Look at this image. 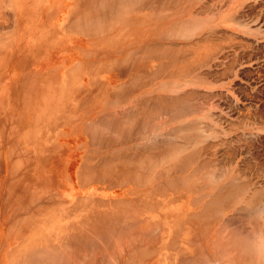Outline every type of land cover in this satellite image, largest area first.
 <instances>
[{"label": "bare ground", "instance_id": "6f19581e", "mask_svg": "<svg viewBox=\"0 0 264 264\" xmlns=\"http://www.w3.org/2000/svg\"><path fill=\"white\" fill-rule=\"evenodd\" d=\"M12 1L9 9L13 12L8 15L2 10V5H8L7 2L0 0V15L5 19L0 17V21L3 20L0 26L6 24L0 28L3 29L0 30V85L8 79L6 91L10 92L8 98L5 96L0 101V114L9 111L11 115L10 121L0 123V228L3 223L7 226L6 240L0 246V264H264V236L258 235L252 222L262 214L256 205L263 196V188L255 187L248 194L249 191H242L241 185L235 182L236 175L225 182V175L216 176L222 171L220 167L221 171L216 167L214 171V164L207 160L211 168L205 166L213 170L209 172L204 162H195L198 159L194 157L201 150L197 148L198 144L210 136L201 130V121L188 119L186 113L190 109L184 106L188 102L185 100L189 97L187 92L182 97L180 91L181 95L177 94L186 104L172 94V97L170 94L166 97L167 94L166 98L158 93L143 96L137 104L139 96L135 98L136 102L128 97L137 93L135 91L150 77L154 81L177 72L180 76L186 77V73L188 76L196 65L193 64V68L190 65L191 71L185 75H181L182 68L177 67L176 73L167 70L169 73L166 71L161 76L159 69L163 73L169 68H164V63L159 62L162 67L158 65V69L152 70L150 64L142 65L140 60L151 55L149 58L156 63L161 55H165L162 51L168 46L162 49L161 43L158 45L157 42L180 39L193 25V33H188L185 38L191 39L196 34L199 39L189 42L191 48L187 49L190 45L186 43L188 46L184 43L178 46L181 49L185 46L184 52L190 49L193 52L190 54L200 53L197 40L207 45L215 38V29L211 28L213 33L207 32L206 26L216 23L215 26L220 27L224 20L234 22L232 16L221 17L220 13L232 10L238 0H229L228 6L224 7V0L209 1L211 5L204 3L202 6L201 3L202 8L198 7L203 11L195 10V15H205L200 22L195 24L190 18L187 19L192 20L191 23L187 19L178 23L173 20L166 30L155 24L147 37L140 34V27L147 24L145 15L149 14L152 19L154 14H164L163 11L180 6L184 0H70L68 5L64 0ZM216 6L220 8L214 10ZM185 11L186 7L182 12ZM36 22L45 26L34 30ZM173 25H179L180 29ZM175 31L179 33L178 37L173 34ZM98 36L113 44L111 48L97 49L95 37ZM77 38L87 42L92 51L88 50L86 54L81 51L82 59L75 64L72 59L77 55H71L67 61L61 56L59 65L44 73L41 67L47 50L58 49L65 41L72 42ZM118 38L125 42L116 46L114 43L119 42ZM148 41L150 43H146ZM170 46L169 52H174L175 48L181 50L178 46ZM202 46L205 49V44ZM177 50L175 54L181 55L182 50L180 54ZM142 53L146 54V57L143 54L145 58ZM184 54L181 55L183 59ZM189 57L181 58V63L188 60L189 64V59L194 62ZM165 58L170 59L167 54ZM183 69L187 70L186 65ZM117 72L118 77L112 76ZM179 83L176 82L178 86L171 83L172 87L170 83H164L162 90L169 89L168 85L175 93L174 88L179 87ZM184 86L181 84L180 87ZM99 97L100 107L105 111L106 105H118L123 100L125 104L127 100V108L119 107L125 113L118 111L116 105L112 106L114 112L108 111L110 115L92 121L98 113L96 102ZM179 103L183 105L182 109L176 107ZM172 105L176 110L171 109ZM164 108L173 110L175 116L179 111L186 112V121H175L170 115L172 112L168 111V114ZM151 111H160L158 113L161 116L164 113L163 117L169 115L168 120L159 124L160 116L157 118L158 113ZM67 132L78 137L83 135L86 139L81 142L79 138V145L74 147L76 153L66 157L68 183H59L56 190L51 174L43 172V167L60 157L58 154L53 157L57 147L51 141L64 143L60 136ZM177 138H180L178 143L175 142ZM79 152V162L75 165ZM86 184L98 186L93 191L100 189V196L93 199L92 194L88 195L89 191L85 192L86 196H81V189ZM229 210H236L245 218L241 220L247 222L249 235L242 232L245 236H241L239 228L224 220L223 213ZM241 211L247 212L242 214ZM215 221L220 224L216 230L211 227ZM213 230L217 240L213 244V253H208L204 242Z\"/></svg>", "mask_w": 264, "mask_h": 264}, {"label": "rangeland", "instance_id": "374dc122", "mask_svg": "<svg viewBox=\"0 0 264 264\" xmlns=\"http://www.w3.org/2000/svg\"><path fill=\"white\" fill-rule=\"evenodd\" d=\"M9 1L7 2V0H4V2H7L8 5H6V3L3 4L2 10H5L6 14L8 13V15H11V13L13 11L11 12V9H9V7L12 8L10 5H11V2L13 3V1L12 0L10 2ZM187 1L186 0L181 1L183 3L180 4V6H178V7L169 8L172 10L166 9L165 11H167V12L163 11L164 14H160V15L154 14V18H152V19H151V16L149 14L145 15L147 17L145 19L147 24H144V25H142V27H140V34H142L143 37H147L149 35L148 33H151V31L154 30V28L151 26H155V24H156V26L162 25L161 29L163 30V28H165V30H166V29L170 28L171 24L174 21L177 23L182 22V21L184 22L187 18L193 19V21L195 20L194 23L196 24V23L200 22V19L205 17V15L202 14L201 12H199L201 14H199L197 12V14H199V15H195V12H196L195 10L199 8L198 6L201 7V3H202V6L205 5L204 3H206L207 5H211V2H209V1H212V0H187ZM216 1H218V0H216ZM228 1L229 0H224L222 7L228 6ZM208 2H209V4H208ZM213 2L214 1H212V3ZM187 4H188V6H186ZM189 5H190V7H189ZM5 6H6V8H5ZM184 6L186 7V11L182 12L185 8ZM201 8H199L198 10H202ZM218 8H220V7L216 6L213 9L215 10ZM179 9H180V11H179ZM190 9L193 11H191ZM231 9L232 10H229V11H226V10L221 11L220 16L221 17L222 16H232L234 22H232L230 20H224L227 22L223 21L222 24H219L220 27L217 25L215 26L216 23H213L214 25L213 24L211 25L213 27L206 26L205 29H207V32L210 30L213 33L212 30L213 29L216 30V31L214 30V36L216 39L214 38V40L207 42V43H210L207 45H206V42L199 43L197 40L198 45L200 44L199 45L200 53H197L196 51H194L197 53L196 55H195V53L190 54V53H193L192 51H190V49H189V52L183 51L184 47L188 46L186 44H189V42L192 43V42H194V40L196 42V39L197 38L199 39V35L197 36L196 34L191 39L185 38L188 33L189 34L193 33L192 31H193V29H195V28H193V26H194L193 22H192V25H193L192 29L190 30L191 26H189L190 28L187 26L188 27L187 29L189 30V32L188 33L182 32V34L183 33L184 34L187 33V34L184 36L181 35L182 37L179 36L180 39H178V38L177 39L171 38L168 40L167 39H163V40L160 39L161 41L157 42L158 45L161 43L159 46L162 49L164 47H166L167 45L168 46L166 48H164V49H166L167 52L162 51V53L165 55H161V57L159 56L160 58L158 59V61H156V63H154L151 60V58H149V56H151V55L147 54L148 57L145 58L146 57L145 53H147V52L142 53V57L145 59L140 60V63L141 64L142 63L150 64L152 66V70L158 69V68H156V66H158V65H159V67H162L161 64H159V62L162 64L164 63L163 64L164 68L169 67L166 70L164 69L163 73H162V69H159V70H161L160 75L165 74L164 72H166L167 70L169 72L175 70V73H176V70L179 71L178 70L179 68H182V71L180 69V73L181 72L183 73V74L181 73V75H185L186 72H189V70L191 71L190 65L192 67V65L194 64V65H196V67H194V68L192 67L194 70L192 69V71L189 73L188 76L186 73V77L180 76L179 72L174 74V71H173V73L171 72V74H174V75H170V73L167 71L166 73H169V74H165V77H164V75L163 76L161 75L162 77H158L160 75H159V72L156 70L157 72H155V73H158L156 77H158L159 79H157V80L155 79L153 81V80H151L153 78L150 77L151 79L148 78L149 81H147L148 79L145 76L147 79L145 81H147V82H144V83L149 85L148 83L150 81H152L151 84L147 87L146 86L144 87V85H143L144 83H143L142 84L143 86L140 85L141 88H139L135 91L137 93L128 95V97H130V98L132 97L133 100L135 98L137 99L138 96L141 97V98L138 97V102H136L137 100L135 99L134 102H136V104H137V103H140L143 96L147 97L150 95L149 97H151L154 94L156 96L158 93V94H160V97H164V98L168 97L169 94H170V96L172 94V96L175 95V97L177 96L179 98L180 96H178L177 94H180V92H181L182 95L181 94L180 95L182 97V96H186L185 94L187 92V96H189V97H186V98H188L189 100L185 98V100H187L188 102H187V105H184V106H187L186 109L188 108L190 110H187V113L184 112V110H183V112L186 113L189 120L191 119V121H193V120L194 121L195 120L201 121V124H200L202 127L201 130L203 132L207 131L206 133L209 134V136H210L206 140H203L201 142L202 144H200V143L198 144L197 148H199V149L201 148V150L198 149L199 150L198 152H200V153H198V155L196 153V155L198 157L195 155L196 158L194 157V159H198V161L196 160L195 162L196 163L197 162L199 163V161H201L200 163L204 162L205 163L204 166L205 165L211 166L210 164L212 163V165L214 164V167H212V169L214 171H215V169H214L215 167H216V169H219V170L221 168V170L224 172V174H222V171L220 170L221 172L219 171L220 173L218 175L216 174V176L218 178H221L222 176L219 177L220 175H225V177H226L225 182L230 181L231 180L230 177L231 176L235 177L234 175H236V177H238V178L235 177L236 178L235 182L239 183L241 185L242 191H244V192L248 193L249 190L252 192V190L255 189V187H256V189H258L257 188L258 186L260 187L259 190H262L261 187L263 188V190H262L263 196H261L259 203L256 205V206H258L257 207L258 211L260 210V213H262V214H258L259 215L258 216L259 221L253 220L252 222L257 227L258 235L262 234V236H264V214H263L264 213V194H263L264 193V185H263L264 184V0H238V2ZM5 11L4 12L2 11V12L5 13ZM168 11H170V12H168ZM0 12H1V10H0ZM192 13H194V15H192ZM164 15H166V17ZM193 16H195V17H193ZM0 17H2V16L0 15ZM44 18H45V16H43V20L45 21ZM190 19H187L188 23L189 22L191 23L192 20L190 21ZM0 22H3V20H1ZM12 22L13 21H11L10 24H12ZM169 23H171V24H169ZM231 23H233V24H231ZM35 24L33 27L34 30H36L38 27L45 26V24H41L39 22H36ZM182 24H179V25H182ZM5 25L2 24L0 26V28L2 26H5ZM174 25H173V27H175ZM179 25L176 27L179 28L180 27ZM167 26H168V28H167ZM181 28H182V31H184V30L186 31V29L183 30V27H181ZM211 28H213V29H211ZM0 30L2 31L3 29H0ZM5 30L7 31V29H5ZM177 32H179V30ZM175 33H176V31L173 32V34H175ZM177 34L179 35V33L175 34L178 37ZM128 35L130 36V33H128ZM101 38L103 40L104 37H99V36L95 37L97 49H107V48L110 49L113 44H111L109 41L108 42L105 40L102 41ZM194 38H196V39H194ZM79 40H83V39L79 38ZM141 40H143L142 37H141ZM118 41L120 43L117 42V43H114V45H116V46H118L119 44L122 45V43L125 42L124 40L122 41L120 38H118ZM143 42L144 41H142V43ZM173 42H175V43H173ZM60 43H62V41ZM146 43H150V42L148 41ZM179 43H180V46L184 45L186 43L185 46L183 47V49H181L180 46H178ZM202 43L205 44V46H206V47L204 46L205 49L202 48L203 47L202 45H204ZM98 45H99V47H98ZM169 45H171V46L173 45L175 47L178 46L182 50V52H181V50L178 51L175 48L174 52L171 51L174 54V55H172V53L168 51L170 49V48L168 49ZM196 45L197 44L195 43V46ZM57 46H61V45H57ZM191 46L192 45H190L189 47H186V48L187 49L191 48ZM81 47L86 48L84 50H88L86 45H82ZM193 47H194V43H193ZM61 49H54V47H52L49 50H47L46 54L44 55L45 58L42 62V67H41V69L44 73L47 69H49L51 67H56L59 65L61 57L58 59V61L52 62L50 60L51 58H50L49 54L50 55L52 54L51 56L61 55V53L59 51ZM187 49H185V50H187ZM89 50L92 51V49H90V48H89ZM170 50H172V48ZM173 50H174V47H173ZM176 50L178 51V54H180L179 52H181V55L185 53L183 55L184 59L182 58L181 55L175 54ZM159 51H161V49H159ZM213 51H214V53H213ZM168 52L171 55H169ZM210 52H212V53H210ZM86 53H84V54H86ZM143 54H145V57L143 56ZM166 54H167L168 58H170V59L165 58ZM188 54H190V55H188ZM198 54L200 55L199 56L200 58L198 57ZM202 55H204V56H202ZM119 56L120 55H118L117 57H119ZM185 56L187 58H190L189 56H191V58L193 59L194 62H192V60L189 59V64H187L188 60L186 61V63H184L185 61L181 63V60H180L181 58L183 60L187 59V58L185 59ZM179 57H180V59H179ZM175 58L178 59L177 62H176ZM194 59H196V60H194ZM161 60H163V61H161ZM165 61L168 63H166ZM172 61L176 62L177 64L173 63ZM179 62H180V64H179ZM126 65L129 66L128 64H126ZM171 65H173V66L171 67ZM181 65H182V67H181ZM185 65L187 67V70L185 69V71H183L184 70L183 68H185ZM177 67H179V68H177ZM118 74H119V72L112 73V76L115 77V75H116V77H118L119 76ZM143 74H144V72H143ZM167 75H169V78ZM175 75H178L179 77H174ZM181 77H183V78H181ZM187 78L189 80H190V78H192L191 81L197 82V83H191V81H188ZM180 80H181V82L184 80L183 83H181ZM194 80H196V81H194ZM186 81H188V82H186ZM176 82H177V84L180 82L179 83L180 86H181V84L182 85L184 84L186 86H184L185 88H182L179 86L180 90H179V87L174 88V86H173L174 90L176 89L175 93H173L172 88L170 89V87H172L171 83H174V85H177ZM2 83L0 85V101L2 98L7 96V93H6L7 92L6 91L7 86L6 85L9 84L8 79L6 80V83H4V84H2ZM164 83H166V84L170 83L169 84L170 87L165 84L169 89L162 90ZM198 83H200V84H198ZM151 85L154 88L150 87ZM187 85H189V86L187 87ZM160 86H161V88H160ZM155 88H156V90L154 91ZM181 88H182V90H181ZM158 89H161V90L158 91ZM177 89H178V93H176ZM182 91L183 92L185 91V93L183 94ZM145 92H147L148 94H146ZM149 92H151L152 95ZM163 93H165V94H163ZM188 93H190V94L188 95ZM181 97L179 99H181V101L184 100ZM7 98H8V96H7ZM99 100L101 101L100 97L98 98V102H96V111L98 113H97L96 118L92 121H96L101 116H104V115L107 116V114L110 115L112 112L115 111V107L117 105V104H112L111 106L106 105L108 108L106 109L107 111H105L103 107H102L103 110L100 107V101ZM126 101L127 100H125V104H124V100H123V103L118 104L116 109L120 110V108L123 105H124L123 108H125V107L127 108ZM134 102H132L131 107L134 106ZM178 102H180V100H178ZM148 103H150V102H148ZM177 103H175V104H177ZM184 103L186 104V101L183 102V104ZM150 104H152V103H150ZM150 104H148V105H150ZM168 105H169V103H168ZM174 105H172L173 108L171 106V109L176 110ZM189 105H191V106H189ZM112 106H115V107L112 108ZM150 106H152V105H150ZM154 106L156 107V104ZM180 106H181V108H179ZM176 107L179 109H182L183 105L181 103H179V105H177ZM110 108H112V109H110ZM157 109H158V107H157ZM164 109L167 112L168 111L172 112V114H170V112H168V114L173 115L175 121H177V120L178 121H183V120L186 121V119H187V116L184 113H181L180 111H179V114H177L175 111L174 112L177 114V116H179V118L183 117L181 119H179L177 116H175V114L173 113V110H171L169 108H164ZM183 109H185V108H183ZM153 110H155V109H153ZM158 110L161 111V109H158ZM165 110L163 111L165 114L162 113V116L159 115L161 113H158L160 111H157V112L153 111L154 114L158 113L156 115V117L158 116L157 118H159V116H160V118L158 120L159 124L163 123L162 120L163 121L165 119H166V121L168 120V116H169L168 114H167L168 116L163 117V114L166 115V113H167V112H165ZM108 111L109 112L112 111V112L109 113ZM120 112L125 113L123 109H121ZM188 112H189V114H188ZM152 113H150L149 115H151ZM180 113L182 116H180ZM170 117H172V116H170ZM10 118H11L10 112L6 111L5 113L0 114V123H1V121H10ZM153 118H155V117H153ZM153 118H151L150 121ZM156 121H154V122L156 123ZM164 127L167 128L168 126L165 125ZM167 130H168V128H167ZM68 133L69 132H67L66 134H68ZM70 138H71V140H74V139L79 140V138H80L81 142L86 139V137H84L83 135H81L79 137H78V135H76V136L72 135V137H70ZM177 140L179 141L180 138L175 139V142L178 143ZM51 143L57 144L60 142L56 141V140H52ZM62 144H64V143L61 142L60 145H58L59 147H57L56 151L53 154V157H54L56 154L59 153L58 155H60V157H58V158L56 157L57 159H54L55 162L51 163V165L43 167V172H48L49 175L51 174L50 176L52 179V184H53L54 189H56V190L59 187V183H61V184L68 183V181L66 180V177H65V174H66L68 168L66 167L64 161H65L66 157L74 155L73 152L76 153V151H77V149L75 150V148H73V146H72L71 147L72 151L71 150L69 151L70 154H68V155L60 154V153H62V150H63ZM199 145H201V146H199ZM61 146H62V148H61ZM65 147H64V150H65ZM82 154H83V152H82ZM80 155H81V153H80ZM80 155H79V157H80ZM203 159H204V161H203ZM207 160H209L211 163H209V161L206 162ZM77 161L79 162L78 157L75 160V165H76ZM196 163H194V165H196ZM190 165L192 166V163ZM207 166H205V168L209 167V166L208 167ZM209 168H211V167H209ZM209 168H208V170H209ZM213 170L210 169L209 172H211V171L213 172ZM227 170H229V171L226 172ZM237 173L238 174L240 173L239 175L241 177ZM95 186L96 185H91V184H88V185L86 184L85 186H83L82 187L83 189H81V191H82L81 196H86L85 192H88V191L91 192L88 195L92 194V198L94 197L93 199L100 196L99 195L100 189L98 191H93V190H96L99 188L98 186H96V187ZM89 187H90V189H89ZM113 190L117 191L116 189H113ZM250 191L248 194L251 193ZM110 196H113V194L111 193ZM102 197H104V196H102ZM192 197H193V195H190V198H192ZM106 198H108V197H106ZM188 200L189 199H187V201ZM186 205L188 206V207L187 206L186 207L189 208V210L191 211V207H190L189 203H186ZM233 212L234 213L236 212L237 214L235 213V215H234ZM246 212L247 211H244V212L241 211L242 214L246 213ZM257 213H259V212H257ZM223 215H224L223 218L227 223L229 222L230 225H232V227H235L237 229L239 228L238 230H239V232L241 231V236L243 235L242 232H246L247 235H249L250 232H247V231H249V228L247 227L248 225L245 224L247 222H245V223L243 222L244 221L243 219H245V218L244 217L242 218L241 214L239 215L236 210H229L225 214L223 213ZM232 215H234V216H232ZM237 215L240 216V218H238ZM226 219H229V220H226ZM2 225H3L1 227L2 229L0 228V241H2V242H0V246L1 245L3 246L4 241L6 240L5 231H6L7 226L5 223H3ZM218 226L220 227V224L215 221L211 227L214 230H216V228H219ZM214 230L212 231L211 234L209 233V236L206 238V240L204 242L205 250H208L209 251L208 253H213V251H214L213 244L217 240V237L214 234L215 233ZM246 233H244V234H246ZM243 236H245V235H243ZM178 246H180L179 242H178Z\"/></svg>", "mask_w": 264, "mask_h": 264}, {"label": "crops", "instance_id": "0c3cea01", "mask_svg": "<svg viewBox=\"0 0 264 264\" xmlns=\"http://www.w3.org/2000/svg\"><path fill=\"white\" fill-rule=\"evenodd\" d=\"M69 2H70V0H64V3L67 4V5H68ZM82 45H86V47L89 50L90 45H88L87 42L85 43V41H83V40H79V38H77L75 41H72V42L65 41V44L62 47H59L58 48V49H61L62 48L61 50H59L60 53H61V55L51 56L52 54L51 55L49 54V56L51 58L50 60L52 62L58 61L59 57L62 56L64 58L66 57L65 61H67L68 57H70L71 55H74L75 54L77 56L72 59V64L73 63L75 64V63L81 61V59H82V57L80 56V54H81L80 52L82 51L83 53H86L88 51V50H84L86 48L81 47ZM66 53H69V54H66ZM8 93L10 94V92H7V94ZM9 102L10 103H14V102H11V101H9ZM72 135L76 136L77 134L69 132L68 134H63V135L60 136L61 140L63 139L62 141L64 142V144H62L63 145V150H62V153H60V154L68 155V154H70L69 151L71 150V147L72 146L74 148L75 145L76 146L79 145V140H76V141H75V139L74 140H71L70 137H72ZM58 145H60V143L56 144V147H59ZM64 147H65V150H64ZM61 148H62V146H61ZM73 153H75V152H73ZM79 155H80V152L77 153L76 156L79 158ZM77 163H78V161H77Z\"/></svg>", "mask_w": 264, "mask_h": 264}]
</instances>
